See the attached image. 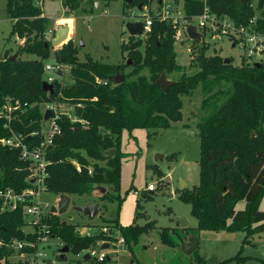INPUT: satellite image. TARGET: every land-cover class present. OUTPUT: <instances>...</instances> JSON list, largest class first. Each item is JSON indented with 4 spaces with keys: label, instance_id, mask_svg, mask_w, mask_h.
Listing matches in <instances>:
<instances>
[{
    "label": "trees",
    "instance_id": "trees-1",
    "mask_svg": "<svg viewBox=\"0 0 264 264\" xmlns=\"http://www.w3.org/2000/svg\"><path fill=\"white\" fill-rule=\"evenodd\" d=\"M98 0H62V5L73 12L80 8L93 11ZM127 7L141 9L151 0H122ZM183 18L190 21L202 12L198 0H182ZM210 12L227 17L236 26L247 25L257 15L253 25L255 32L264 34V0H208ZM5 13L11 20L10 36L23 40L14 53L4 51L0 59V109L7 103L18 106L11 112V120L0 117V140L20 133L28 145L38 144L43 114L41 104H67L74 106V114L81 109L76 122L67 115L55 120L59 133L54 135L45 154L47 176L45 189L55 195H91L102 185L118 192L120 177L119 138L122 130L135 128H168L182 119L183 97L199 88L202 101V117L197 124L200 138L198 184L192 189L182 188L179 198L190 206V215L196 219V230L213 232H244L243 243L255 234L264 233V59L233 65L228 58L225 63L219 53L207 55V46L199 48L192 73H185L176 62L174 52L175 32L168 20H158L150 13V32L129 36L121 52L127 51L131 66L104 64L86 56L78 60V49L69 39L58 49L45 46L44 35L51 27L43 16L39 0H6ZM142 34V33H141ZM8 41V40H7ZM201 38L192 40L191 48L198 46ZM236 44L235 41L232 42ZM142 47V50L140 49ZM17 54L14 60H10ZM25 55L24 57L22 55ZM53 58L61 66L69 67L71 83L54 84L53 93L42 90L44 66ZM125 67H130L124 75ZM116 73L124 75V81L115 84ZM161 73L175 83L163 92L156 80ZM98 78L102 82H95ZM105 84H104V83ZM115 149V154L108 152ZM260 154V156H259ZM74 163L78 166L74 165ZM29 164L20 159L19 149L0 144V186L16 192L28 186L26 177ZM153 170L159 172L155 167ZM154 190V189H153ZM152 190V191H153ZM143 197H149L146 193ZM106 194L100 196L105 200ZM110 200H121L112 195ZM243 207L238 209L239 203ZM118 206V209H119ZM49 236L56 237L68 252L79 255L97 248L104 240L116 241L112 229L119 232L123 245L131 252L143 235L154 229V222L144 225L121 227L117 217L106 224L109 232L102 230L94 235H82L76 226L63 223L56 214L49 213L45 219ZM25 219L21 209L0 213V264H23L10 262L13 242L35 241L36 235L24 230ZM108 233V234H107ZM189 228H161L158 237L161 244L177 249L188 234ZM198 249V248H197ZM194 250L193 264H205ZM35 248L24 246L18 255L33 252ZM91 264H104L107 259ZM245 257L239 253L217 264H242ZM55 260L62 262L55 256ZM26 264L28 262L26 261Z\"/></svg>",
    "mask_w": 264,
    "mask_h": 264
},
{
    "label": "rangeland",
    "instance_id": "rangeland-1",
    "mask_svg": "<svg viewBox=\"0 0 264 264\" xmlns=\"http://www.w3.org/2000/svg\"><path fill=\"white\" fill-rule=\"evenodd\" d=\"M39 2L43 16L48 19L50 25H55L54 20H58L57 25L69 26L71 36L69 35L65 42L71 39L77 47L79 61L90 56L96 61L111 65L130 61L128 65L131 66L132 61L127 51L121 52L122 45L128 43L126 23L136 21L141 13L149 16L150 13L164 7L170 8L169 15L178 23L174 52L176 62L182 66L185 73L193 72V67L189 64L196 60L202 45L207 46V55L219 53L225 59L230 58L233 65H239L242 58L249 63L258 62L263 55L262 52L258 54L255 51L249 56L247 47L242 49L238 44L233 46L231 39L208 33H205L199 45L192 49V39L187 37L183 26L182 0H151L150 4L141 11L136 7L125 6L122 0H98L91 12L89 7L86 11L80 8L70 12L63 7L62 0H39ZM5 6L6 0H0L1 56L4 51L14 53L18 45L23 43V40L10 36L12 22L6 16ZM191 23L195 25L198 21L193 19ZM138 36L143 37L142 34ZM59 47L60 45L55 49ZM187 48H190V51H187ZM140 49L142 50V47ZM46 63L53 64V58L48 59ZM62 70L64 75L60 81L68 85L71 83L69 67L62 66ZM129 71L130 67H125L124 75ZM180 74L174 73L167 79H176ZM202 98L199 88H196L191 95L183 97L182 119L171 123L168 128L122 130L119 138L121 165L118 192H113L108 185H102L103 193L96 189L89 196H68L70 205L67 211L56 213L59 220L74 224L76 231L82 235H94L104 226L109 228L110 226L106 223L117 217V210L118 223L121 227L134 224L142 226L148 221L154 222V229L147 235H143L138 244L132 247L131 252L127 247L120 245L116 253L113 246L106 249L109 261L104 264H193L192 254L185 255L180 247L171 250L161 244L158 237L161 228L179 227L176 221L179 216L186 218L187 227L194 231L198 239V254L205 264H217L238 253L245 257L242 264H264V233L255 234L249 238L248 243H243L244 232L198 231L196 230L197 221L190 215V206L179 198L182 188L189 190L198 184L200 138L197 124L203 114ZM57 110L73 118V106L60 104L57 105ZM47 126L45 123L43 130H46ZM156 157H158L157 161ZM153 167L159 172L154 171ZM181 182L184 183L183 187ZM148 185H152L154 190L148 189ZM143 191L149 197H143L141 195ZM104 194L106 198L101 201L100 196ZM112 195L120 198V206L117 200H110ZM59 196L47 191L42 192L41 200L48 206L46 213H50L52 206H57ZM87 202L97 204L99 207L93 220L72 209L74 206L85 205ZM262 206H264V198ZM82 229H84L83 232ZM110 229L111 236L119 235L118 231ZM24 230L30 231V229ZM186 241L187 238L184 242ZM110 242L115 241L110 240ZM62 247L59 239L51 237L46 244L39 245V250L44 252L45 259L53 264H91V261L83 260L82 256L73 255L70 252L65 253L64 261H56L55 256L59 255ZM9 261L23 264L26 261L30 262L26 255H18L16 249L9 257Z\"/></svg>",
    "mask_w": 264,
    "mask_h": 264
},
{
    "label": "built area",
    "instance_id": "built-area-1",
    "mask_svg": "<svg viewBox=\"0 0 264 264\" xmlns=\"http://www.w3.org/2000/svg\"><path fill=\"white\" fill-rule=\"evenodd\" d=\"M198 1L202 5V12L199 15L192 17L190 21L184 20L183 18L182 2L181 11L184 28H186L187 25L195 26L200 38H203L205 33L225 36L226 38L231 39L232 42L235 41L236 44L242 47V49H245L247 47V54L249 56L252 55L255 51L258 54L262 52L263 55L258 61L264 59V34L257 33L253 29V25L257 20V15L253 16L249 20L247 25L236 26L233 21H231V19L223 16L218 17L212 14L208 6V0ZM169 9V7L161 8V10L157 9V11L153 13V15L156 16L158 20H168L173 26H176L178 25V23L176 19H172L171 15H169ZM139 17H142L140 19L142 22V35H145L146 33L150 32L152 18L150 15L146 16L144 13H141ZM193 19L197 20L198 23L195 25L192 24L191 21H193ZM57 21L58 20H54L55 25H51V27L46 31L44 35L46 41L50 40L54 31L56 30ZM177 31L178 26L174 35L175 40L178 34ZM69 33L68 36L70 35ZM187 51H190V48H187ZM43 71V76H45L44 79L46 83L54 85L56 82H59L62 86L65 85L60 81L64 75V71L62 70L61 65H58L55 62L53 64L46 63ZM57 71L61 72L60 76L57 75ZM95 82L100 84L102 81L96 78ZM45 107L50 110V117L46 121L43 120L40 132H34L30 134V136H32L33 134L40 135L41 139L38 144L28 145L24 142V137L22 136V134L13 132L11 137L0 140V144L3 146H7L11 149H19L20 159L28 162L29 164L28 174L26 177V182L28 183L27 187L23 188L19 192H16L11 188L0 186V213L12 212L21 209L25 219L24 229H30L29 232L33 235H36L35 241L33 242H13L8 246L10 250H18L20 248H23L24 246L35 248L33 252L25 254L27 257H29L30 260L28 264H45L46 261V254L39 250V245L46 244L51 238L49 236L48 226L45 222V219L49 217V212L46 213L48 206L41 200L42 192L46 191L44 180L47 176L46 166L48 162L45 160V154L46 149L48 145L51 144L54 135L59 133V128L55 120L59 117V115H67L65 113H61L60 111L58 112L57 104L55 103L45 105ZM17 108V105L13 107L9 103L5 104L0 109V117H4L8 121L11 120V112L13 110H16ZM67 116L71 119L72 122H76L78 120V117L76 116V114H74V106L73 118L69 115ZM45 123H47L48 126L46 130H43V125H45ZM74 165L77 167V170H79L78 166L75 163ZM148 189L153 190L154 187L152 185H148ZM101 230L105 233L108 232L105 226L102 227ZM115 238V242H110V240L101 241L100 243H98L97 248L88 249L81 252L79 255L83 257V255L87 253L88 259L102 262L109 257L108 251L106 249H101L102 245L108 244V248L112 246L115 247V253L116 251H118L119 245L124 246V240L120 235Z\"/></svg>",
    "mask_w": 264,
    "mask_h": 264
},
{
    "label": "water",
    "instance_id": "water-1",
    "mask_svg": "<svg viewBox=\"0 0 264 264\" xmlns=\"http://www.w3.org/2000/svg\"><path fill=\"white\" fill-rule=\"evenodd\" d=\"M246 1V0H244ZM95 5H97V3H95ZM137 9L139 11H141V5H138ZM139 17L136 21H131V22H127L125 25V29L128 33L129 36H138L142 33V22L139 21ZM185 32L186 35L189 39H196L199 37V33L196 31V27L193 25H187L185 28ZM68 33H69V26L67 24L64 25H57L56 30L54 31L52 37L50 38L49 41H46L45 46H49L52 49H55L56 47H58L59 45H61L63 42H65L68 38ZM23 57L25 56L24 54L22 55ZM17 57V54H13L10 57V60H14ZM0 59H2V56L0 55ZM224 62L227 63L228 59H224ZM128 64H130V61H128ZM57 75L60 76L61 72L57 71ZM113 81L115 84H119L122 83L124 81V76L120 75L118 73H116V75L113 77ZM175 82L171 81L169 79L166 78L165 73H161V75L159 76V78L156 80V85L163 91L166 92L168 87L173 85ZM53 88L54 85L53 84H49L46 83L45 81L42 82V90L44 92L47 93H53ZM41 111H43V120L46 121L49 117H50V110L47 109L45 107L44 104H41L40 106ZM81 113V109H78L76 111V116L79 117ZM115 154V149L111 150L108 152V156H112ZM260 156V154H259ZM159 157V156H158ZM155 158V160L157 161V158ZM184 186V183L181 182V187ZM97 190H100L102 193L104 192V189L102 187H98ZM142 196L146 195V192L143 191L141 193ZM70 205V198L66 195H60L57 201V206H52L50 208V212L52 214H56L58 213H65L68 209ZM75 212L82 214L83 216L87 217L90 220H93L95 218V216L97 215L98 211H99V207L97 204H90V203H86L85 205H80V206H74L72 208ZM176 221L179 225L180 228H186L188 225V222L186 220V218L184 217H177ZM65 223V222H63ZM108 248V244H104L101 246V249H107ZM181 251L185 254V255H190L192 254V252L194 250H196L198 248V239L197 237L193 234L190 233L187 236V241L183 242L180 246ZM68 247L64 246L59 250V256L62 258L65 253L68 252ZM84 259H88V254L85 253L83 255ZM26 264V263H24ZM45 264H53L50 260H46Z\"/></svg>",
    "mask_w": 264,
    "mask_h": 264
},
{
    "label": "crops",
    "instance_id": "crops-1",
    "mask_svg": "<svg viewBox=\"0 0 264 264\" xmlns=\"http://www.w3.org/2000/svg\"><path fill=\"white\" fill-rule=\"evenodd\" d=\"M70 36H71V33H70ZM242 207H243V203L241 202V203L238 204L237 208H238V209H241ZM261 209L264 210V206L261 205ZM187 226H188V225H187ZM83 231H84V229H82V232H83ZM107 261H109V257H108Z\"/></svg>",
    "mask_w": 264,
    "mask_h": 264
},
{
    "label": "flooded vegetation",
    "instance_id": "flooded-vegetation-1",
    "mask_svg": "<svg viewBox=\"0 0 264 264\" xmlns=\"http://www.w3.org/2000/svg\"><path fill=\"white\" fill-rule=\"evenodd\" d=\"M139 21H141V20L139 19Z\"/></svg>",
    "mask_w": 264,
    "mask_h": 264
}]
</instances>
